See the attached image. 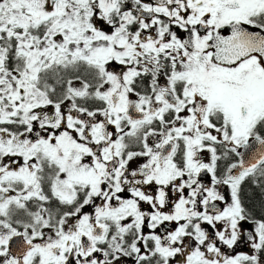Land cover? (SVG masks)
I'll use <instances>...</instances> for the list:
<instances>
[{
  "label": "snow or ice",
  "instance_id": "obj_1",
  "mask_svg": "<svg viewBox=\"0 0 264 264\" xmlns=\"http://www.w3.org/2000/svg\"><path fill=\"white\" fill-rule=\"evenodd\" d=\"M0 264H264V0H0Z\"/></svg>",
  "mask_w": 264,
  "mask_h": 264
},
{
  "label": "trees",
  "instance_id": "obj_2",
  "mask_svg": "<svg viewBox=\"0 0 264 264\" xmlns=\"http://www.w3.org/2000/svg\"><path fill=\"white\" fill-rule=\"evenodd\" d=\"M247 187V188H246ZM245 188H246V190H248L249 191V193L251 194V193H255V196H254V198H253V200H252V204H254V205H256L257 206V208H258V205H259V189H252V188H250L249 187V185H245Z\"/></svg>",
  "mask_w": 264,
  "mask_h": 264
},
{
  "label": "flooded vegetation",
  "instance_id": "obj_3",
  "mask_svg": "<svg viewBox=\"0 0 264 264\" xmlns=\"http://www.w3.org/2000/svg\"><path fill=\"white\" fill-rule=\"evenodd\" d=\"M247 188V187H246ZM241 248L243 249V246H241ZM244 250H246V249H244Z\"/></svg>",
  "mask_w": 264,
  "mask_h": 264
}]
</instances>
